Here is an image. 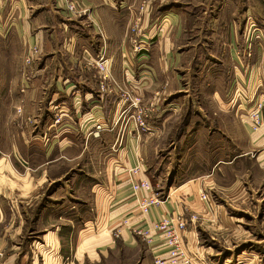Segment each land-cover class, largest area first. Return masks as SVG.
I'll use <instances>...</instances> for the list:
<instances>
[{
  "label": "crops",
  "instance_id": "0c3cea01",
  "mask_svg": "<svg viewBox=\"0 0 264 264\" xmlns=\"http://www.w3.org/2000/svg\"><path fill=\"white\" fill-rule=\"evenodd\" d=\"M74 1L84 13L71 14L62 0H0V66L40 57L19 90L44 105L26 152L19 140L0 148V264H91L118 249L136 254L131 264H154L167 250L163 239L147 243L123 219L147 226L163 215L185 219L181 243L193 264H259L264 237L243 243L264 215V133L247 125L244 98L253 87L264 96V78L244 60L245 39L225 49V40L214 48L209 38L202 62L201 49L175 48L188 5L155 15L151 1ZM255 45L259 62L263 46ZM101 54L122 87L140 96L145 128L128 99L101 90ZM185 56L197 70L190 80L175 65ZM132 178L149 179L159 197L146 214Z\"/></svg>",
  "mask_w": 264,
  "mask_h": 264
},
{
  "label": "rangeland",
  "instance_id": "374dc122",
  "mask_svg": "<svg viewBox=\"0 0 264 264\" xmlns=\"http://www.w3.org/2000/svg\"><path fill=\"white\" fill-rule=\"evenodd\" d=\"M145 1H151L150 3L154 4L153 8L151 9V13L154 12L155 15L158 14V11H167L175 7L177 4H183V6L188 5V10H185L186 14L183 15L184 22L186 23L181 30L180 37H178L176 41V43H178L177 46H175L176 49L178 48V45L181 48H196L197 51L201 49L202 52H200V58L198 59L202 60L203 62L205 59L204 54H206L204 48H210L208 41L211 40L212 42L210 44H214L212 47L216 48V46H220V42L225 40V45H223V48L226 49L232 47L235 44V37L238 39L239 36V38H241V43L243 42V39H245L246 51H244V55L246 58L244 60H246V62L250 61L251 65L257 63L259 65V78H264V55L259 62L258 60L256 61V58L253 56L254 47L256 46L255 44L259 42L262 44V50L264 51V0H139L140 8H144V4L141 2ZM158 7L160 10H157ZM81 13L82 12H80V14ZM71 14L75 15L76 13ZM133 26L135 29H132ZM137 27L138 25L134 23L130 27V33L136 34ZM97 30L102 42L101 48H104V32L102 28L99 27ZM209 38L211 39L209 40ZM258 39L260 40L258 41ZM133 43V48H140L138 41H133ZM33 50L34 47L31 49V52H33ZM263 51H261L260 54H262ZM37 57L36 59L30 57L29 60H27V55L20 59L13 58L11 63L0 66V148H3L5 151L11 149L15 140H19L16 147L22 149L23 152H26L23 150V146H27L26 140H28L29 134L33 132L34 126L36 124H40L41 126L43 123V121H40L38 118L41 115V111L42 113L44 112L43 103L38 104L33 101L27 102L26 97L28 90L21 89L22 92L19 90L21 83L24 85L25 82L27 83L31 79L32 72L30 68H32L33 65L32 60L40 59V57ZM1 60L4 61V58H0V61ZM190 64H192V66L189 69L188 66ZM201 64L198 65L200 66ZM175 65H181L184 66L182 68L187 69V74L184 76V78H187V80H190L195 71H197L193 66V61L190 56L180 58L178 62L175 63ZM260 65H262L261 68ZM112 71L113 70L110 65L109 74L111 78L104 79V77H99L100 83L105 86H108V84L112 85L117 83V87L115 85L113 86L121 96H123L122 94L124 92L128 93L130 96H133L134 93L131 89L124 86L122 87L120 84L121 82L119 81V76H121V74H116V77ZM253 88L251 91L247 90L245 92L244 109H246V113H248L254 107L253 105L256 102V98L260 97L258 93L253 91ZM101 90L104 89L101 88ZM113 90L114 89H112V91ZM36 95L43 99L42 89H38ZM261 98L264 99V96L261 95ZM128 106L129 102L127 104V107ZM35 118L38 119L35 121ZM260 131L264 133L263 128L257 130L256 132ZM72 162L75 163L76 161ZM69 166L70 165H68V168ZM63 167H65V164H63ZM62 169L63 168L60 166L55 167L54 172L58 174ZM70 173L68 175H70ZM69 180H72L71 177ZM252 203L253 202L248 203V206L253 207ZM258 221L259 220H256L255 222ZM260 221L261 224L258 228L260 232L257 233L255 230L254 234L246 237L247 239H245L246 241L243 244L248 245L247 240L257 241L261 237H264V215ZM253 222L254 221L252 219H246L243 221V224L250 226L253 224ZM240 242H243V239H240V241L235 245L241 246L239 245ZM259 244L263 245L264 240L260 241ZM233 245L234 244L231 243L229 246L232 247ZM263 249L264 248L262 246L258 253L259 264H264ZM250 250H252V248H250ZM123 251L124 252H120L118 249V251L112 255L113 257L111 259H109V257L102 258L96 262L90 263L131 264L134 261V255L136 254H132L131 251L127 252L126 249Z\"/></svg>",
  "mask_w": 264,
  "mask_h": 264
},
{
  "label": "built area",
  "instance_id": "2783aa9c",
  "mask_svg": "<svg viewBox=\"0 0 264 264\" xmlns=\"http://www.w3.org/2000/svg\"><path fill=\"white\" fill-rule=\"evenodd\" d=\"M62 3L71 13L79 14L80 12L85 11V9L79 7L74 0H62ZM132 29H135V27L133 26ZM133 41L138 40L134 38ZM136 49L139 48L136 47ZM34 52H37V47H34L32 53ZM27 57V60H29L31 55H27ZM95 65L100 72V77H104V79L111 78L109 74V58L101 54L96 60ZM113 85L117 87V83L112 85L108 84V86L100 83V88L112 91V89H115ZM122 95L123 98L129 100L127 110H133L134 121L141 127L145 128L147 126V109L141 105L140 96L135 94L130 96L126 92ZM259 96L260 97L256 98V102L253 105L254 107L248 113H245V121L252 131H257L261 128L264 130V99L261 98V95ZM136 171L137 168H132V174L136 173ZM130 183L133 192L138 195L136 200L137 208L142 214H146L149 207L159 201L158 195L152 192V184L147 178L139 180L132 178ZM202 197L206 198V193H202ZM189 218L191 220L197 219V215L192 213ZM123 223L132 233L140 235L147 243L151 244L153 242L155 234H158L163 239V244L167 246V250L165 254L154 256V264H193L184 251L181 243L180 231L184 230L186 227V221L184 218L176 217L173 219L172 216L163 215L161 218L147 226L146 224L133 223L127 219H123ZM114 234L116 236L119 235L117 228L114 230Z\"/></svg>",
  "mask_w": 264,
  "mask_h": 264
}]
</instances>
